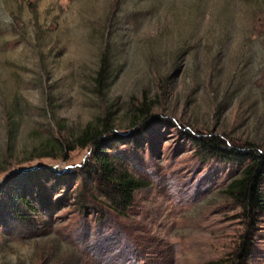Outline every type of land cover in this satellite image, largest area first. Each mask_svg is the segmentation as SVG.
<instances>
[{
  "label": "rangeland",
  "instance_id": "374dc122",
  "mask_svg": "<svg viewBox=\"0 0 264 264\" xmlns=\"http://www.w3.org/2000/svg\"><path fill=\"white\" fill-rule=\"evenodd\" d=\"M102 123L146 183L121 216L74 142ZM197 136L264 154V0H0V264H228L245 235L264 264V211Z\"/></svg>",
  "mask_w": 264,
  "mask_h": 264
},
{
  "label": "trees",
  "instance_id": "16d2710c",
  "mask_svg": "<svg viewBox=\"0 0 264 264\" xmlns=\"http://www.w3.org/2000/svg\"><path fill=\"white\" fill-rule=\"evenodd\" d=\"M102 77L103 70L100 68L97 83ZM135 113H138L140 117H146L147 110L137 108ZM146 120L144 119L141 124H144ZM105 125L102 123L99 130L87 127L74 139V142L80 148H88L92 156V163L85 164L81 170L88 178V192L90 195L96 194L101 197L105 200L109 211L121 216L131 206L133 193L145 187L146 183L130 176L122 158L113 157L104 152L103 146L107 143L103 135L110 132ZM135 126L137 125L133 123L132 128ZM193 141L200 156L217 157L236 162L240 166L239 175L229 181L224 193L240 207L247 220L262 213L264 211V154L253 146L247 149L226 147V144L217 136H197L193 138ZM66 149L73 150V145L67 144ZM26 176H30L29 172ZM248 243L246 235L243 236L238 253L228 264H244L248 257ZM209 264H220V262Z\"/></svg>",
  "mask_w": 264,
  "mask_h": 264
}]
</instances>
